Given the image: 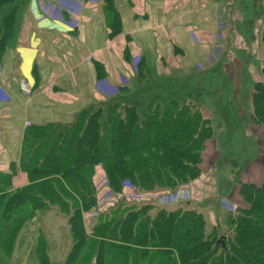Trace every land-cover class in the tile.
Instances as JSON below:
<instances>
[{"label": "trees", "instance_id": "1", "mask_svg": "<svg viewBox=\"0 0 264 264\" xmlns=\"http://www.w3.org/2000/svg\"><path fill=\"white\" fill-rule=\"evenodd\" d=\"M21 3L0 0V65L19 32ZM102 8L108 38L113 40L123 32L116 0H104ZM63 17L69 21L66 13ZM262 46L264 50V30ZM142 63L143 58L139 78ZM95 67L98 78L106 80L102 66ZM261 74L264 78V67ZM118 90L124 94L126 88ZM114 99L78 113L69 125L26 128L20 165L12 164L10 173L0 172L5 257H11L23 228L38 213L56 209L67 218L73 243L64 264H264V177L260 186L240 184L245 205L229 211L226 230L209 229L204 214L188 207L156 210L144 203L118 205L87 233L83 213L97 203V167L116 195L125 182L145 194L176 192L201 177V155L215 132L212 120L185 98L162 105L152 97L144 107L128 104V98ZM250 107L252 121L264 128V80L253 84ZM18 170L27 174L29 184L14 190L12 178ZM47 246L40 232L34 249L38 264H52Z\"/></svg>", "mask_w": 264, "mask_h": 264}, {"label": "crops", "instance_id": "2", "mask_svg": "<svg viewBox=\"0 0 264 264\" xmlns=\"http://www.w3.org/2000/svg\"><path fill=\"white\" fill-rule=\"evenodd\" d=\"M38 2L42 1L28 2L19 32L0 65V121H12L8 118L11 114L23 116L15 139L0 137V171L5 173L20 158L26 124L69 125L78 113L89 106L111 101L96 91L94 61L101 64L106 78L115 86L126 88L124 96H131L135 83H149L157 79L162 68H165L166 73L169 71L167 68H183L187 76H192L213 66L205 61L207 53L205 57H200L201 53L196 55L195 48L191 50L190 44L198 46L202 52L206 44L204 37L210 38L219 23L224 22L230 30L237 15L241 14L242 18L245 16L238 8L237 0H122V5L116 6L121 14L123 34L109 40V31L105 28L103 17L102 22L100 20L97 5H88V0H61L56 4L57 8L67 11L64 12L67 16L70 13L69 19L72 17L81 24L75 30L57 19L38 23L37 14L32 12L36 5L39 6ZM79 2H86L87 5L81 6ZM261 2L264 3V0ZM79 10L80 13L75 12ZM99 21L100 34L97 40L95 34ZM190 51L200 61H195ZM88 57L92 59L91 65L88 64ZM140 57L146 69H143L141 82H138L131 67L133 61ZM200 64L205 68L198 69ZM228 79L231 90L236 92L235 96L230 93V98L239 107L237 94L241 87L240 77ZM213 91L212 97L205 95L200 99L196 91L182 98L197 105L204 116L212 119L216 118V106L213 104L221 94L218 89ZM123 95L120 93L118 96ZM207 108H210V112ZM4 117L7 118L2 119ZM252 122L250 110L248 123L251 125ZM208 153L212 156L210 148ZM204 174L203 169L202 176L195 181L196 185L198 182L202 184ZM263 176L264 165L250 179L251 184L259 186ZM27 179V175L18 170L12 178V185L16 189L21 188L28 184ZM193 189L186 193L189 199L183 201L186 204L191 202L194 207H187L199 211L197 208L205 204L206 199L197 188ZM212 194L217 195L214 191ZM241 205V198L235 196V191L219 197V206L227 213L229 207ZM199 212L204 214L209 229L218 226L219 220L216 224L212 212H209L210 215L202 210Z\"/></svg>", "mask_w": 264, "mask_h": 264}, {"label": "rangeland", "instance_id": "3", "mask_svg": "<svg viewBox=\"0 0 264 264\" xmlns=\"http://www.w3.org/2000/svg\"><path fill=\"white\" fill-rule=\"evenodd\" d=\"M21 1L22 15L25 10H27L28 0ZM103 1L104 0H88L87 3L88 5H97L96 11L101 17V22L102 17L104 21V11L102 8ZM237 1L238 8L244 12L245 16L242 18L241 14L237 15L232 22L233 24H231L230 30L228 27H225L223 24L224 22L219 23L216 32L213 33L210 38L209 36L204 37L206 39V44L202 51L204 53L199 51L200 48H198V46L190 44L191 50L195 48L194 53L196 55L201 53L200 57H205V53H207L205 61L213 64V66L208 67L201 73L187 76V71L183 68H167L169 70L167 73L164 70L165 68H162L161 75H158L157 79H154L157 81L151 80L149 83H147V81L145 83H135L131 96L125 97L122 94L123 96L118 97L120 94V92H118V87L107 78L105 79L112 87V90L110 94L103 92L102 81L104 79L98 78L97 69L95 67V64L99 62L94 61L92 64L97 77L95 88L101 96L108 98V100H113L114 98V100H116V98H119L120 101H124L128 98V104L137 103L140 104L141 107H144L152 97H156V100L158 99L162 105H165L171 99H180L182 96H186L189 93L196 91H198V97H201L200 99L205 95H210L212 97L214 94L213 89L221 91L218 99L213 104L216 106V118L213 117L211 119L215 131L214 136L205 144L201 155L202 162L200 168L201 172L203 173L204 169L205 173L202 179V184L201 182H198V185H196L195 182H192L183 188H186L187 190L193 188V190H195L197 188L200 193L203 194L206 203L197 209L202 210L208 215H210L209 212H212L216 218V224L217 220H219L218 226L222 230H226L228 227V213L219 206V197L224 194H231L235 191V196L239 198L240 184H251L250 179L256 176L259 172L260 166L264 165V128L262 126H256L254 122H252L251 125L248 123V117L251 110L250 97L253 84L264 80L261 74V70L264 67V50L262 46L264 3H262L261 0ZM87 4L86 2H79V5L81 6ZM117 4L118 6H121L122 0H118L116 5ZM46 5L49 10H53L54 13L57 12L56 3H46ZM32 12L37 14L36 20L38 23L42 20H46L37 8H34ZM101 22L99 21V23H97L98 27L95 34L97 40L98 35L100 34ZM18 24L19 22L17 21V25ZM189 54L194 56L193 59L195 61H200V58L195 54H192V51H190ZM212 55L214 57H211ZM91 61L92 59L88 57L89 65H91ZM140 61L141 57L137 59L135 64V61H133L131 67L132 73L137 77L138 82H141L138 69ZM142 65L143 69H146L144 60ZM201 68H205V66L200 64L198 69ZM230 77L234 79L240 77L241 87L237 94V105L240 103L239 107H237L234 101L230 98L231 94L234 96L236 94L235 90H231V82H229L228 79ZM93 106L94 105L89 106L88 109ZM207 109L210 112V108ZM5 118L7 117L2 119ZM8 118L9 120L12 119V121H0V129L2 127V130H0V137L11 140L15 139L19 133L18 128L21 125L20 123L22 122L23 116L11 114ZM29 126V124H26L27 128ZM209 148L212 156L208 153ZM20 161L21 158H17L14 164L19 166ZM1 163L2 161L0 159V166ZM11 171L12 168L6 173H10ZM0 172L5 173L4 171ZM27 181L29 184L28 179ZM93 182L96 190L97 203L91 211L83 213V221L87 233L88 230L90 233L92 230L91 228L96 226L97 221L100 218L115 211L120 204H125L128 208L133 206L142 207L141 204L151 203L155 206L156 210L160 208L173 210L178 207L187 209L188 205L194 207L191 202H187L188 204H186L184 201L175 204H162L159 200L162 197L159 196L157 199L159 192L155 197L150 195L153 193H141L137 191L135 186L130 182H125L123 184V192L116 195L110 189L101 167L96 168ZM260 185L261 184H259V186ZM12 189L17 190L14 186ZM213 191L214 194L217 193V195H213ZM188 199L189 195L186 200ZM241 202L244 204L242 198ZM66 224L67 218L62 216L56 209L52 210V212L42 211L41 213H38L34 220L23 228L24 231L22 230L23 233L18 239L14 252L10 258H6L5 253H3L1 248V238L0 264H38L34 249L40 232H43L47 238V251L50 255L52 264H64L73 245Z\"/></svg>", "mask_w": 264, "mask_h": 264}, {"label": "built area", "instance_id": "4", "mask_svg": "<svg viewBox=\"0 0 264 264\" xmlns=\"http://www.w3.org/2000/svg\"><path fill=\"white\" fill-rule=\"evenodd\" d=\"M61 0H50V2H48L47 4L50 3H59ZM41 9L44 12V15H47L48 17L53 15V10H49L47 8L46 3H42L41 4ZM60 20H62L64 22V20L60 17ZM69 26L72 27V29H76L78 27H80V23L78 21H74L72 20L71 22L67 23ZM137 60H135L134 64L136 63ZM102 90L104 93L106 94H110L112 87L108 84L107 80H103L102 81ZM182 193V194H181ZM179 195L177 196H164L160 199L161 203H171V202H178L180 200V198H183L185 196V193L181 192Z\"/></svg>", "mask_w": 264, "mask_h": 264}]
</instances>
